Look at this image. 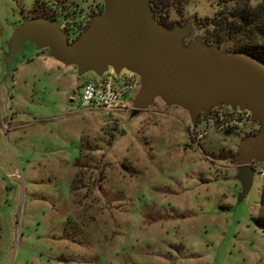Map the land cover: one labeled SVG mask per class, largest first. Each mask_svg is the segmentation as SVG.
Here are the masks:
<instances>
[{
  "label": "rangeland",
  "instance_id": "obj_1",
  "mask_svg": "<svg viewBox=\"0 0 264 264\" xmlns=\"http://www.w3.org/2000/svg\"><path fill=\"white\" fill-rule=\"evenodd\" d=\"M104 1L0 0V264H264V158L235 160L260 130L251 110L219 103L192 121L158 96L137 110L139 80L121 109L83 111L85 81L140 76L127 62L65 65L39 45L32 26L72 40L101 7L111 19ZM148 5L157 23L187 29L183 46L227 40L214 23L233 4Z\"/></svg>",
  "mask_w": 264,
  "mask_h": 264
},
{
  "label": "water",
  "instance_id": "obj_2",
  "mask_svg": "<svg viewBox=\"0 0 264 264\" xmlns=\"http://www.w3.org/2000/svg\"><path fill=\"white\" fill-rule=\"evenodd\" d=\"M106 2L111 19L102 11L72 42L61 28L51 30L43 24L44 30L31 29L39 45L51 49V57L65 65L95 66L102 71L106 61L127 62L140 76L141 91L133 100L137 110L157 96L170 106L186 109L192 121L219 103L248 108L260 130L243 141L235 160L239 167L253 169L252 160L264 158V61L247 52L228 53L231 40L220 48L199 42L183 46L187 29L157 23L149 0Z\"/></svg>",
  "mask_w": 264,
  "mask_h": 264
},
{
  "label": "trees",
  "instance_id": "obj_3",
  "mask_svg": "<svg viewBox=\"0 0 264 264\" xmlns=\"http://www.w3.org/2000/svg\"><path fill=\"white\" fill-rule=\"evenodd\" d=\"M221 1L225 4V6L229 4H233L234 6H232V9H230L228 12H220L217 15L218 23H214V26L218 28L217 33L219 35H225V37H227L226 41H233L236 39H241L242 41L245 40L246 44L244 46H241L239 50L258 56L261 60L264 61V2L262 5L260 4L259 6L251 7V0ZM101 12L102 7L100 11H98V14H100ZM44 14V18L51 22H55V19H57L54 14H51L49 12ZM98 14H93L90 19ZM159 23L169 27L168 25L163 24L160 21ZM87 27L84 29V31L87 29ZM215 40L216 41H213V44L217 46H219L223 42H226L225 40L222 41L217 37ZM248 136H250V134H248L246 137ZM255 222L256 226H258V228L264 232V183H262L260 215L255 220Z\"/></svg>",
  "mask_w": 264,
  "mask_h": 264
},
{
  "label": "built area",
  "instance_id": "obj_4",
  "mask_svg": "<svg viewBox=\"0 0 264 264\" xmlns=\"http://www.w3.org/2000/svg\"><path fill=\"white\" fill-rule=\"evenodd\" d=\"M139 84V79L133 75H123L119 80L112 75H104L101 80L85 81L79 95V105L83 111L99 110L110 113L121 109L130 99L131 92H137ZM232 122L235 128L242 124L237 120ZM262 167L259 175L264 176V165Z\"/></svg>",
  "mask_w": 264,
  "mask_h": 264
},
{
  "label": "flooded vegetation",
  "instance_id": "obj_5",
  "mask_svg": "<svg viewBox=\"0 0 264 264\" xmlns=\"http://www.w3.org/2000/svg\"><path fill=\"white\" fill-rule=\"evenodd\" d=\"M55 21H57V19H55ZM61 21H62V20H61ZM63 22H64V21H63ZM63 22H62V23H63ZM62 23L60 24V26H62ZM65 32H66V34L68 35V37H67V38H68L69 42H72L73 40H75V39H76V37H78V36H79V35L77 34L78 36L76 35V36H75V37H73V39L71 40V39H69V37H70V34H69V33H70V32H69V31H65ZM79 34H80V33H79ZM79 81H80V79H78V82H79Z\"/></svg>",
  "mask_w": 264,
  "mask_h": 264
}]
</instances>
